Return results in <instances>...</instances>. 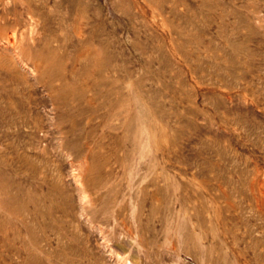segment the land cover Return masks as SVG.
Returning a JSON list of instances; mask_svg holds the SVG:
<instances>
[{"label":"rangeland","instance_id":"rangeland-1","mask_svg":"<svg viewBox=\"0 0 264 264\" xmlns=\"http://www.w3.org/2000/svg\"><path fill=\"white\" fill-rule=\"evenodd\" d=\"M9 5L0 264H264V0Z\"/></svg>","mask_w":264,"mask_h":264},{"label":"bare ground","instance_id":"bare-ground-1","mask_svg":"<svg viewBox=\"0 0 264 264\" xmlns=\"http://www.w3.org/2000/svg\"><path fill=\"white\" fill-rule=\"evenodd\" d=\"M3 0H0V5H3V6H1L0 7V47L2 48V50H3V48L4 49H6V51L7 50H9V51H11L12 52V54L14 53V55L17 57V58H21V56H22V54H23V35L21 34L20 36H18V31H19V28H20V26H18L17 24H18V18L17 17H14V16H12V8H15L14 6H10L9 5V1L8 0H4L5 2H2ZM74 1V0H73ZM127 1V0H126ZM131 1V0H130ZM129 2V1H128ZM79 3V2H78ZM127 3V2H126ZM16 4H18V3H16ZM22 4H24V3H22ZM20 5V4H19ZM55 5V4H54ZM79 5V4H78ZM129 5V4H128ZM22 6V5H21ZM30 4H29V2L27 1V3L25 4V5H23V7L22 8H24L23 10H24V12H25V14L26 15H29L30 17H32V12H31V10H30ZM133 7V6H132ZM36 8V7H35ZM74 9V8H73ZM81 9V8H80ZM130 8L128 7V10H129ZM87 10V9H86ZM133 10V9H132ZM33 11V10H32ZM53 10H51V12H52ZM76 11V10H75ZM135 11H137V10H134V11H131V12H135ZM86 12V11H85ZM136 13V12H135ZM135 13H134V15H135ZM140 13V12H139ZM139 13L137 12V15H139ZM37 14V13H36ZM81 14V13H80ZM85 14V13H84ZM83 14V15H84ZM52 16V15H51ZM50 16V17H51ZM164 16V15H163ZM163 16H161V20H162V22H164V17ZM86 17V16H85ZM88 17V16H87ZM86 17V18H87ZM86 18H84V19H86ZM32 19V18H31ZM12 20L15 22V25H11L13 22H12ZM55 20H57V19H55ZM54 21V20H53ZM67 21V20H66ZM78 21V20H77ZM170 27V26H169ZM169 27H167L168 29H169ZM30 29V28H29ZM83 29V28H82ZM85 30V29H84ZM87 30H89V29H87ZM171 30V29H170ZM169 33H170V31H169ZM46 37V36H45ZM57 37V36H56ZM162 38H164V37H162ZM172 37H170V40H172L171 39ZM68 40V39H67ZM164 43H165V41H164ZM165 45H166V43H165ZM175 45V44H174ZM174 45H172V46H174ZM167 46V45H166ZM175 48H176V45H175ZM61 49V48H60ZM179 49V48H178ZM1 50V49H0ZM176 50V49H175ZM5 51V52H6ZM179 51V50H178ZM85 52V51H84ZM178 53V52H177ZM1 54H2V52H1ZM4 55V54H3ZM30 54H28V56H29ZM0 56H2V55H0ZM6 56H8L9 57V55H4V57H6ZM11 56V55H10ZM3 57V58H4ZM7 59H9V58H7ZM13 59V58H12ZM4 61V60H3ZM6 61V60H5ZM24 61V60H23ZM23 61H22V63H23ZM0 62H2V61H0ZM9 62V61H8ZM20 62V61H19ZM18 62V63H19ZM4 63V62H3ZM25 63V62H24ZM23 65V64H22ZM21 65V66H22ZM24 66H25V64H24ZM31 67V66H30ZM32 68V67H31ZM36 67H34V69H35ZM30 69V68H29ZM28 69V70H29ZM31 70V69H30ZM33 71V70H32ZM31 71V72H32ZM218 76V75H217ZM222 77V76H221ZM4 205V204H3ZM2 206V205H1ZM3 207V206H2ZM6 207H7V205H5L4 206V208H5V210H6ZM8 207H9V205H8ZM3 208V209H4ZM10 208V207H9ZM0 209H2L1 207H0ZM11 209V208H10ZM9 209V210H10ZM23 209V208H22ZM12 210V209H11ZM10 210V211H11ZM3 211V210H2ZM14 211V210H13ZM22 211V210H21ZM8 212V211H7ZM12 212V211H11ZM16 212V211H15ZM18 212V211H17ZM24 212V211H23ZM22 212V213H23ZM27 212V211H26ZM1 213V212H0ZM14 213V212H13ZM13 213H9V214H13ZM21 213V212H20ZM28 214H30L29 213V211L27 212ZM27 213H26V215H27ZM2 214V213H1ZM8 214V215H9ZM18 214V213H17ZM16 214V216L18 217V220L20 221V222H22L23 221V216L25 215V213L21 216L20 214H18V215H20V216H18ZM7 215V216H8ZM3 216V215H2ZM5 217H6V215H5ZM10 217V216H9ZM8 217V218H9ZM25 217V216H24ZM11 218V217H10ZM14 219H16V218H13V221L14 222H16ZM1 220V219H0ZM7 220V219H6ZM11 221V220H10ZM18 222V221H17ZM17 223V224H21V223ZM4 223V222H3ZM24 224V223H23ZM2 226V225H1ZM3 227V226H2ZM13 228H15V227H13ZM20 228V227H19ZM2 229H0V231H1ZM11 230V229H10ZM12 232V231H11ZM1 233V232H0ZM7 233V232H6ZM7 235V234H6ZM2 237V236H1ZM5 242V241H4ZM11 244V243H10ZM14 246V245H13ZM17 250V249H16Z\"/></svg>","mask_w":264,"mask_h":264}]
</instances>
